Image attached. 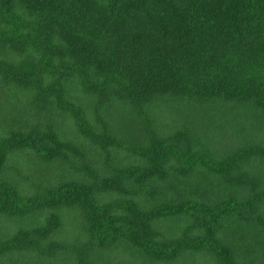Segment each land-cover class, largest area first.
<instances>
[{"label": "trees", "instance_id": "16d2710c", "mask_svg": "<svg viewBox=\"0 0 264 264\" xmlns=\"http://www.w3.org/2000/svg\"><path fill=\"white\" fill-rule=\"evenodd\" d=\"M66 217L96 264H264V0H0V264H93Z\"/></svg>", "mask_w": 264, "mask_h": 264}, {"label": "rangeland", "instance_id": "374dc122", "mask_svg": "<svg viewBox=\"0 0 264 264\" xmlns=\"http://www.w3.org/2000/svg\"><path fill=\"white\" fill-rule=\"evenodd\" d=\"M87 167L93 171H97V168H98V166H87ZM40 169H42V166L40 167ZM27 172L28 171L24 169V173H27ZM58 174L59 173L57 172V174L54 176H57ZM87 175L88 177L90 176V174L88 173ZM168 188L169 189L173 188L172 191L171 190L169 191H171L170 194L173 195L172 197L176 199L177 196L179 195V194L178 195L176 194V188L175 187H168ZM113 196L114 195L110 196L109 198L106 197L105 199L110 200ZM185 222L186 221L179 222V220H175L174 218H171L168 221V225L165 226L163 224H160L158 225L159 226L158 229L161 232V234L164 233L165 236H168V237L176 236V235L182 234L183 229H185V226H184ZM74 225H76V222L71 217H66L64 219L62 234L60 233L59 235L60 242L59 244H56L55 246V249H57L56 251L60 252L61 255L53 257L54 260L59 261L60 259H64L66 256L68 257V259H70L74 256V254L78 255L82 253L85 255V257L87 256L86 257L87 260L91 259L93 261V258L91 257V255L90 254L87 255V252H89V250L91 249L89 241L87 240L86 237L79 235L78 230L80 227L76 228L74 227ZM79 225H77V227ZM10 226L12 228H15L17 225L12 224ZM169 227H171V230L169 229ZM167 230L169 231L167 232ZM82 249H85L84 252ZM100 254L101 256H103L104 259L106 257L111 264H119V263L120 264H162L160 262H150L149 260H147L145 257L141 256L138 253H132L131 251L122 250V249H119L118 251L114 250L113 253L112 251L107 252L104 250V251H100ZM99 258L100 257H98V261L101 264V261ZM183 259L184 257L178 258V261H179L178 264H211V261L208 258H205L204 256H201L200 254H194V256L191 255L189 256V258L185 260ZM93 264H96V263L93 261Z\"/></svg>", "mask_w": 264, "mask_h": 264}]
</instances>
